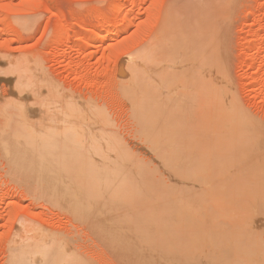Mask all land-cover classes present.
<instances>
[{
  "label": "rangeland",
  "instance_id": "1",
  "mask_svg": "<svg viewBox=\"0 0 264 264\" xmlns=\"http://www.w3.org/2000/svg\"><path fill=\"white\" fill-rule=\"evenodd\" d=\"M116 1L124 2L120 12H112ZM80 2L83 8L77 7ZM127 15L133 18L131 24L116 33ZM170 18L175 27L186 25L195 32V85L202 88L195 92L200 108L195 127L201 129H195V150H200L198 166L211 185L207 199L194 209L210 208L212 217L202 222L200 216L182 215L191 191L171 183L149 186L143 197L128 204L111 203L103 231L96 230V221H90L93 209L77 213L79 197L67 199L56 184L63 172H72L77 180L84 170L95 169L93 158L76 154L77 149L80 157L62 156L61 149L69 142L64 145L59 136L60 140L45 139L51 110L42 106V95L17 93L14 86L21 75L30 81L38 78L46 88L58 90L57 97L102 109L110 118L108 134L136 151L140 161H149L138 136L140 126L119 83L130 75L131 65L139 63L146 80L152 79L154 61L147 59L148 52ZM125 66L128 70H122ZM260 132H264V0H0V264H11L10 250L21 230L72 241L71 248L86 264H191L193 253L178 248L197 244L195 230L204 223L219 229L212 235L215 247L239 253L238 264H246L245 251L264 249V171L248 168L250 161L246 164L264 152ZM5 147L19 149L20 164L12 163ZM30 154L37 163L42 156L46 162L55 156L50 157V170L54 176L55 170L63 171L56 172V183H47L43 170L24 164ZM152 172L158 181L169 179L165 170ZM79 178L75 182L82 190L88 177L81 183ZM123 210L129 213L127 218L120 214ZM115 227L122 229L119 236L112 232ZM184 228L188 230L181 234ZM197 250L196 245L195 259ZM167 252L176 259L169 261Z\"/></svg>",
  "mask_w": 264,
  "mask_h": 264
},
{
  "label": "bare ground",
  "instance_id": "2",
  "mask_svg": "<svg viewBox=\"0 0 264 264\" xmlns=\"http://www.w3.org/2000/svg\"><path fill=\"white\" fill-rule=\"evenodd\" d=\"M116 2L112 4L113 7L111 6L112 12H118V10L120 12L122 6L119 4H124V2L119 4L118 1ZM124 19L123 24L118 25L115 29L113 28L114 31H117L116 33L123 26H129L133 18L127 15ZM175 26L176 24H174L173 19L170 18L166 27H164L163 35H158L159 38L157 37L156 46L148 52L149 57L147 59L154 61V65L151 68L152 71L150 72L152 79L146 80L144 70L142 71V66L139 63L135 66L131 65L130 70L127 69V66L122 68V70L130 71V75L126 76L124 74L125 76L120 78L121 82L119 83V87L133 111V117H135L136 123L140 126V134L138 136H140L139 139L145 145V151L147 154L149 153L148 160L153 161L152 167L149 165L151 162L140 161L137 158L136 151L134 153V151L128 150L127 146L125 147L121 144L118 137H116L117 132L112 131L116 136L108 134L105 129L108 128L110 118L108 119V115L102 109H94L89 103L70 99L67 96L60 97L58 95L59 99L56 94L59 91L53 90L52 87L46 88L44 83L38 78L30 81L27 79V76L21 75V80L14 86V91L17 93L30 92L34 93V95H42V106L51 110L50 114L47 115L49 121L47 120L46 124L48 127L45 132V139H54L56 136H59L62 138L61 141L65 139L62 141L65 143H63L64 145L68 141L69 146H71L66 145L62 149L60 147L65 152H63L64 155L62 156L73 157L74 154V157L86 155L89 156L87 158L90 160L93 158L91 161L94 162L95 169H86L84 173L82 172L86 178H89H87L88 181L86 179L85 182L84 176L81 178L82 173L78 174L80 176V178L78 177L79 183L83 179V182L87 186L85 187L81 183V188L84 186L82 189L84 192L78 187L80 184H76L75 181L78 178L76 180L75 177L77 176H72V172L68 173V171L63 172L61 170L60 172L57 170V172L55 170L54 176V172L52 169L50 170L52 165L49 166L52 164L50 163V157L54 155H51L47 159L49 162L44 161L42 159L43 156H39L41 157L38 158L40 163H37L32 154H30L26 156L25 160L23 159V162L27 166H35V168L43 170L41 174L49 184L55 182L56 179L58 181L59 174L62 172L63 174L66 173L64 176L63 174L60 175L59 182L55 183H60V190L67 199L73 200V198L79 197L75 200L76 205L74 204L77 213L85 214L86 210L93 209L95 214L94 212L92 213L95 216H92V219L87 215L86 217L90 221H96H93L97 223L96 230L100 231L102 229L103 231V228H101L102 221L110 217L108 209H110L111 203H118L119 205L128 204L137 196L143 197L144 190L149 186H165L171 183L176 188L183 189V192L191 191V196L183 204L182 215L187 218L189 214L191 218L195 216V219L200 216V220H203L202 222L212 217L213 211L210 208H207L205 212L194 209L195 204L203 203L207 199L205 195L210 190L209 186L211 185L210 180L207 181L203 175L204 170L198 166V162L202 159L201 153H199L200 150L199 148L195 150L196 115L197 110L200 109L196 106L195 92L202 89L195 85V32L190 28H184L186 25L184 27L179 26L180 28ZM96 28L99 30L97 26ZM174 34H176L175 37ZM92 41L95 40H91L90 42L92 43ZM91 43L88 42L89 45ZM142 58L145 59L146 55H142ZM162 62H169V65L160 66L159 64ZM90 126L93 127L89 128ZM258 136L264 139V132L258 133ZM57 140L60 139L58 138ZM10 147L12 146L10 145ZM5 148L9 149L6 154L11 158L12 163H19V158L18 161L16 159V157L22 155L19 149L16 147ZM75 149L79 150V152L76 153L77 150ZM70 150L72 153H70ZM195 151L198 152L196 155ZM75 153H79V155ZM34 155L38 154L34 153ZM94 159L99 161L96 162ZM248 162V168L264 171V152L248 159L246 164ZM153 169L167 171L169 179H166L164 182L158 181L153 175ZM56 172L59 174L56 175ZM65 175L74 178L71 180ZM90 177H92V181ZM148 177L152 180L148 179ZM72 182L77 185V188ZM92 186L93 188H91ZM78 188L80 191H78ZM178 199L182 201L183 196L179 195ZM209 204L211 205L212 203ZM120 214L123 218L129 216L126 210L121 211ZM86 217L83 216L82 221L87 222L88 220L83 219ZM121 230V227H115L112 232L116 236H119ZM187 230V228L181 229L180 233L187 232ZM215 230L219 231V229H216L211 224H201L196 228L193 239L197 244L193 243L187 248L180 246L178 251L192 252L191 264H238L239 253L233 251L227 253L224 250H220V247H215L218 246L213 242L212 235ZM57 237H48L37 233V231L35 235L33 230H21L15 239L13 248L11 247L10 263L49 264L53 262V264H86L81 256L73 251V246H71L72 241L69 243L68 239L65 240ZM196 245L199 255L195 259ZM257 248L259 247L256 246L249 251H245L246 264H264V249L256 251ZM167 254L170 255L167 257L168 260L172 261V253L167 252ZM55 255L57 256L54 257Z\"/></svg>",
  "mask_w": 264,
  "mask_h": 264
},
{
  "label": "clouds",
  "instance_id": "3",
  "mask_svg": "<svg viewBox=\"0 0 264 264\" xmlns=\"http://www.w3.org/2000/svg\"><path fill=\"white\" fill-rule=\"evenodd\" d=\"M85 4L83 2L77 3V7L83 8Z\"/></svg>",
  "mask_w": 264,
  "mask_h": 264
}]
</instances>
